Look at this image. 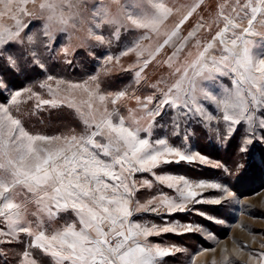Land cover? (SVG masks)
<instances>
[{
	"label": "snow or ice",
	"instance_id": "1",
	"mask_svg": "<svg viewBox=\"0 0 264 264\" xmlns=\"http://www.w3.org/2000/svg\"><path fill=\"white\" fill-rule=\"evenodd\" d=\"M85 2L73 0L69 7L79 9ZM7 3L11 5L13 0ZM116 3L118 5L119 0ZM133 5L140 11L112 15L106 10H97L89 21L83 45L93 54L97 49L110 50L114 44L127 39L124 32L129 36L136 33L131 46L122 51L121 56L134 54L139 58V63L130 65V69L135 70V82L140 84L150 62L144 54L146 51L149 57L153 54L143 42L154 36L166 37L154 51L160 52L172 45L175 51L168 58L170 62L184 50L177 45L196 35L195 31H189L184 37L179 35L181 26L190 20L196 9L181 13L178 23L162 33L165 22L173 15L172 8L159 0H133ZM40 7L49 12L43 21L25 24L16 20L13 26H0V64L16 75L50 72L48 60L56 52L60 35L67 32L69 18L62 13L57 15L55 3ZM228 7L229 14L220 13L211 23L203 17L198 19L199 28L208 23L209 30L213 24L218 30L204 51L174 67L172 76L176 79L170 86L162 88L152 84L149 85L151 95L143 100L136 97L148 118L147 127L140 124L144 117L137 118L132 111L126 118L116 108L108 110L109 102L116 105L126 95V91L107 92L102 87L104 77L111 72L109 65L114 60L119 62V57L106 56L100 72L91 75L84 84L69 85L86 92L89 103L87 111L77 108L83 117V132L64 137L30 135L22 120L13 115L11 107L19 105L22 94H30L29 98L36 96L37 107L56 106L63 101L40 99L33 91L35 85L13 91L16 86L0 73V96L9 93L0 103V223H6L8 228L0 230V243L19 242L21 234L31 238L20 264H162V258L181 249L161 247L151 243L149 238L162 232H176V227L158 228L155 223L149 226L147 222L133 219L136 214L161 210L169 214L183 213L189 204L221 205L234 197L226 180L193 183L184 175L157 174L162 164L182 161L210 165L226 176L231 173L223 163L199 152L172 146L168 139H152L155 120L169 109L175 110L170 118L171 137L180 135L182 120L198 117L219 122L211 130L218 140L231 141L239 133L237 150L241 154H249L256 146L264 148V58L254 57L250 39L264 37V0H230ZM18 11L23 12V9ZM35 23L41 25L36 31L33 30ZM173 37H176L175 42ZM196 46L199 47V41ZM209 50L215 54L206 55ZM60 52L67 57L69 48L63 47ZM67 62L71 66L72 61ZM217 74L234 76L230 81L232 87L224 89L220 97L212 93L209 83L216 80ZM53 80L54 77L48 75L47 81L39 87H47L51 92L48 81ZM55 82L57 86L64 83ZM93 100L99 102L98 106L94 107ZM213 105L219 115L210 112ZM200 126L203 127V123ZM187 139L185 135L184 141ZM38 141L54 143L55 147L41 148ZM237 167L243 168V165L237 164ZM138 173H149L153 179L137 181L134 174ZM154 182L173 189L176 197L161 193L141 203L137 199L138 192L143 188L151 189ZM205 189L219 190L222 195L199 199ZM29 205L35 211H30ZM61 213L69 214L71 219L60 224ZM198 214L209 221L222 222L205 211ZM193 231L204 230L199 225L184 226V233ZM207 235L213 238L210 233ZM4 237L8 239H2ZM32 249L39 250V254L34 256ZM259 264H264V252L260 254Z\"/></svg>",
	"mask_w": 264,
	"mask_h": 264
},
{
	"label": "rangeland",
	"instance_id": "2",
	"mask_svg": "<svg viewBox=\"0 0 264 264\" xmlns=\"http://www.w3.org/2000/svg\"><path fill=\"white\" fill-rule=\"evenodd\" d=\"M76 2H80V0H76ZM159 2H163L173 9V15L161 29L162 33L169 31L178 23L181 13L195 8L196 11L190 20L181 26L179 35L187 36L189 31H195L196 35L184 41L183 44L177 45L184 50L170 62L168 58L175 51L172 45L165 46L160 52L154 51L158 43H163V39L166 37L163 35L159 38L154 36L152 40L144 41V46L153 54L151 57H149L148 51L144 54V58H148L150 62L142 74L143 79L140 84L135 82V70L130 69V65L139 63V58L134 54L121 56V52L131 46L136 33L129 36L127 32H124L122 34L127 39L122 40L119 44H114L110 50L97 49L93 54H89L90 49L83 45L90 27L89 21L97 10H106L112 15L125 11L139 12L140 10L134 7L133 0H119L118 5L116 0H86L79 9L69 7L73 0H13L11 5H8L7 0L0 2V26H13L16 20L25 24L43 21L49 12L47 9H42L40 5L47 3H55L57 15L62 13L69 18L67 32L60 35L59 43L55 45L56 52L52 59L48 60L51 71L48 73L36 71L22 73L30 79L23 86L13 89V91L22 90L35 85L33 91L40 99L56 98L63 101V104L58 103L56 106L49 104L37 107L39 100L36 96L29 98L30 94H22L19 105L11 107L13 115L22 120L25 130L30 135L49 137H64L83 132V117L77 108L87 111L89 97L86 92L70 88L69 85L84 84L91 75L100 72L108 55L119 57V62L114 60L109 65L111 72L104 77L102 87L107 92L126 91L125 97L117 101L116 105L108 103V110L112 111L113 108H116L126 118L132 111L137 118L144 117L140 120V124L147 127L148 118L141 110L136 97L139 96L143 100L146 96L151 95L152 89L149 85L152 84H159L162 88L170 86L176 79L172 76L174 67L186 59L195 58L199 52L204 51L207 43L212 41V37L218 29L216 24H213L209 30L208 23L215 20L220 13L225 15L230 13L228 7L230 0H159ZM18 9H23V12ZM201 17L208 21L203 28H199L197 25V21ZM40 27V23H35L33 30L36 31ZM256 27L260 29L259 24ZM250 39L253 41L252 53L254 57L264 58V37L255 36ZM173 41H176V37H173ZM197 41H199V47L196 46ZM63 47L69 48L67 57L60 52ZM72 52H75L74 56ZM207 54L215 53L209 50ZM69 60L72 61L71 66L67 62ZM5 69L6 67L0 64V73L5 79H8L4 73ZM48 75L54 77L53 81H48L52 86L53 91L51 92L47 87H39L40 84L47 81ZM232 79H234L233 75L223 77L217 74L216 80L209 82L210 90L214 95L220 97L224 89L232 87L230 84ZM56 80L64 81V83L57 86ZM53 92L56 93L55 97ZM8 95L9 93L5 92L3 96H0V103H3L4 97ZM91 102L94 107L98 106L97 100ZM70 105H76V107H70ZM174 111L165 109L163 117H158L155 120L156 127L153 130L152 139H168L172 146H182V150L199 152L210 160L223 163L231 174L226 176L222 170L210 165L186 161L162 164L156 170L157 174L184 175L193 183H198L200 180L223 183L226 180L235 195L233 198L223 201L221 205L189 204L183 213L169 214L165 210L158 213L141 212L136 214L133 219L141 223L147 222L149 226L155 223L158 228L176 227V232H162L160 235L149 238L151 243L159 244L161 247L175 246L181 249L179 252L173 251L167 257L162 258V264H259L260 254L264 252V148L256 146L249 154H241L237 150L239 133L231 141L218 140L211 130L217 127L219 122L216 120L203 121L198 117H189L187 121L182 120L180 135L171 137L170 118ZM213 111L219 115V112L215 110V105L210 109V112ZM202 123L203 127L200 126ZM220 126L223 128L222 124ZM185 135H188L186 142L184 141ZM36 143L41 148L55 147L54 143L49 144L43 141ZM237 164L243 165V168H238ZM134 179L141 181L153 179V177L149 173H138L134 174ZM161 193L172 197L177 195L173 189L154 182L151 189H140L137 199L141 203H146L148 199L159 196ZM220 195L222 193L219 190L205 189L199 199L219 198ZM29 210L35 211V208L29 205ZM200 211H205L222 222L209 221L198 214ZM29 219L34 220L35 217H29ZM70 219L69 214L61 213L59 223L63 224ZM188 224L199 225L204 231L184 233V226ZM0 230L7 231V224L0 223ZM208 233L213 238H209ZM30 239L25 234H21L19 242L0 243V264H20ZM30 251L34 256L39 254L37 249Z\"/></svg>",
	"mask_w": 264,
	"mask_h": 264
},
{
	"label": "trees",
	"instance_id": "3",
	"mask_svg": "<svg viewBox=\"0 0 264 264\" xmlns=\"http://www.w3.org/2000/svg\"><path fill=\"white\" fill-rule=\"evenodd\" d=\"M4 73H6L8 79H10L16 87L23 86L30 79V77L24 76L22 74H20V75L14 74L7 67L4 70Z\"/></svg>",
	"mask_w": 264,
	"mask_h": 264
}]
</instances>
